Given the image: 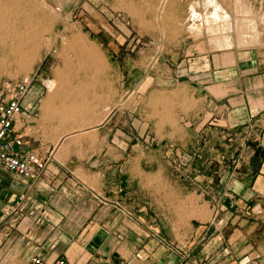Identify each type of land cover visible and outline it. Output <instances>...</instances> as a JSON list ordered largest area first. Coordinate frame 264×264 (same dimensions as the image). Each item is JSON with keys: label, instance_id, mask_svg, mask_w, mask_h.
Here are the masks:
<instances>
[{"label": "crops", "instance_id": "1", "mask_svg": "<svg viewBox=\"0 0 264 264\" xmlns=\"http://www.w3.org/2000/svg\"><path fill=\"white\" fill-rule=\"evenodd\" d=\"M212 1L214 14L216 7L229 16ZM232 2L248 13L245 0ZM209 10L203 16L192 4L188 30L229 45L233 24L201 20ZM188 38L175 44L167 69L169 89L188 101L164 132L158 121L145 131L122 105L105 118V71L103 89L92 90L101 96L92 118L73 123L40 116L31 88L12 135L45 168L29 186L0 166V264L34 256L47 264H264L263 215L254 211L264 204V53L212 50ZM153 80L145 77L134 94ZM53 90L43 112L54 108ZM191 202L198 207L190 210ZM179 209L193 217L180 218Z\"/></svg>", "mask_w": 264, "mask_h": 264}, {"label": "rangeland", "instance_id": "2", "mask_svg": "<svg viewBox=\"0 0 264 264\" xmlns=\"http://www.w3.org/2000/svg\"><path fill=\"white\" fill-rule=\"evenodd\" d=\"M232 1L219 0L229 14L223 11L219 22L223 25L229 17L233 24L230 44L224 46L205 31L188 30L192 4L203 16L211 8L205 18L215 21L212 0H207L210 8L204 0H0V35L6 43L0 45V85L31 79L36 112L62 124L73 123L79 118H92L93 98H101L93 97L92 90L103 89L101 74L105 71V118L122 105L130 114L140 115L145 131L156 128L153 121H158V131L164 132L167 122L175 126L177 109H183L188 101L187 93L169 89L167 82L171 53L177 51L173 48L181 38L187 36L194 44L205 41L206 48L212 50L255 49L264 53V0H245L248 13L236 9ZM242 20L249 25L243 31L238 27ZM249 28L258 40L239 45V32L246 36ZM147 76L153 77V82L143 81L141 90L134 94ZM51 82L55 85V105L43 112L41 103L49 90L44 84L51 87ZM62 107L68 110L66 115L57 111ZM69 131L72 128L56 130L55 135L60 137ZM148 143L143 140L141 145L153 147ZM245 143L251 146L252 141ZM193 205L198 207L191 202L190 210ZM251 209L247 211L251 213ZM181 211L176 213L180 218L193 217L192 211ZM254 211L263 215L264 226V204ZM197 225L190 220L191 227ZM260 234L264 240V227Z\"/></svg>", "mask_w": 264, "mask_h": 264}, {"label": "built area", "instance_id": "3", "mask_svg": "<svg viewBox=\"0 0 264 264\" xmlns=\"http://www.w3.org/2000/svg\"><path fill=\"white\" fill-rule=\"evenodd\" d=\"M32 80L23 79L15 84L0 85V166L26 180L29 186L39 179L45 162L35 153L25 150L21 136H13V124L22 113V103L31 88ZM48 90L49 86L44 84ZM25 264H47L42 257H31ZM54 264H69L58 259Z\"/></svg>", "mask_w": 264, "mask_h": 264}, {"label": "bare ground", "instance_id": "4", "mask_svg": "<svg viewBox=\"0 0 264 264\" xmlns=\"http://www.w3.org/2000/svg\"><path fill=\"white\" fill-rule=\"evenodd\" d=\"M213 2V1H212ZM214 4V3H213ZM216 6V5H215ZM214 7V6H213ZM215 9V11H216V18H215V20H217V21H220L219 19H222V10H219L218 8H214ZM192 15V14H191ZM194 16H196V18H198V16L197 15H195V13L193 14ZM192 15V16H193ZM190 17V16H189ZM194 18V17H193ZM192 18V19H193ZM201 18V20H203V21H206V22H208L209 23V21H208V19L207 18H203L202 16L200 17ZM222 23V22H221ZM240 24H239V28L243 31V29H244V24H247V22L246 21H244V20H242V21H240L239 22ZM6 24V23H5ZM207 25H209V24H207ZM249 26V25H248ZM239 28H237V29H239ZM17 29V28H16ZM208 30H213L214 31V29L211 27H208L207 28ZM7 30V29H6ZM12 31V30H11ZM20 31V30H19ZM238 31V30H237ZM239 32V41H240V43L242 42H255L256 41V37H254L252 34L253 33H246V36L244 35V32ZM11 33V32H10ZM9 33V34H10ZM19 34V33H18ZM5 35V34H4ZM22 36H23V34H22ZM24 37V36H23ZM27 38H29V37H27ZM20 39V38H19ZM18 39V40H19ZM25 41V40H24ZM8 42V41H7ZM19 43V42H18ZM14 44V43H13ZM24 44V43H23ZM0 45H3V46H5L6 45V43H5V40H4V36H2V35H0ZM19 48V47H18ZM17 49V48H16ZM16 53V52H15ZM51 84H52V82H51ZM55 88V85H54V83L51 85V87H50V85H49V90H48V92L49 91H51V90H53Z\"/></svg>", "mask_w": 264, "mask_h": 264}]
</instances>
